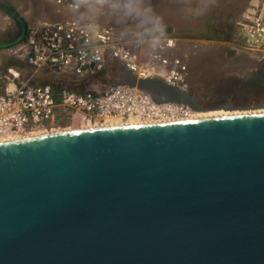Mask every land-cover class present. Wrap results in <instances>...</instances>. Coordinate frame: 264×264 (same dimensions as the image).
<instances>
[{"label": "water", "instance_id": "obj_1", "mask_svg": "<svg viewBox=\"0 0 264 264\" xmlns=\"http://www.w3.org/2000/svg\"><path fill=\"white\" fill-rule=\"evenodd\" d=\"M116 85L206 109L127 68ZM0 264H264V113L1 141Z\"/></svg>", "mask_w": 264, "mask_h": 264}, {"label": "rangeland", "instance_id": "obj_2", "mask_svg": "<svg viewBox=\"0 0 264 264\" xmlns=\"http://www.w3.org/2000/svg\"><path fill=\"white\" fill-rule=\"evenodd\" d=\"M73 2L74 0H64L58 4L54 0H0L1 9L9 4L13 8L18 6L23 14L21 19L24 25L22 34L19 30L14 35L0 34V88L5 83L1 76L7 74L10 67L20 70L21 77L26 76L23 74V61L16 58L10 48L24 38L27 28L42 21L68 19L76 23H91L111 28L123 38L142 63L159 65V60H167L168 63L164 67L168 69L172 60H179L185 66V90L195 93L205 110H213L210 108L220 103L230 105L231 108H220L229 112L264 110V93L253 90L245 93L237 87L243 85L246 79L249 83L248 77L254 75L264 61V0H209L208 10L200 17L190 14L188 0H150L153 9L163 18L166 25V35L153 57H148L143 50L127 41L121 26L111 13L104 10L94 19L84 18L70 10ZM192 2L195 3V0ZM13 37L17 39L12 44L4 45ZM168 40H172L171 45L166 44ZM107 61L110 65L117 64L122 69L126 68L123 62L115 57H109ZM160 67L163 69V66ZM122 69L118 72V78ZM102 72L93 77L78 78L47 69L40 71L36 75L38 77L34 75L33 82L50 84L55 87V92L59 91L57 87L79 91L96 89L103 92L115 81L111 80V72ZM153 79L163 80L159 75ZM251 83L252 80L249 84ZM171 109L174 110L171 115L168 113L147 119L186 117L192 110L186 108L185 112L179 113V105H173ZM90 124L75 118H63L52 129H74Z\"/></svg>", "mask_w": 264, "mask_h": 264}, {"label": "built area", "instance_id": "obj_3", "mask_svg": "<svg viewBox=\"0 0 264 264\" xmlns=\"http://www.w3.org/2000/svg\"><path fill=\"white\" fill-rule=\"evenodd\" d=\"M58 4L64 0H54ZM172 40L167 41L171 45ZM11 53L32 68L33 74L56 70L78 78L101 73L107 58L115 57L138 78H154L185 89V66L172 60L170 67L142 63L136 53L111 28L91 23H76L68 19L42 21L29 26L24 38L13 44ZM0 94V140L52 129L63 118H75L91 124L108 118L127 121L131 118H153L171 115L167 105L155 103L148 94L125 85L109 87L103 92L79 91L32 83L22 78L14 68H8ZM179 113L185 112L186 106ZM169 109V111H168Z\"/></svg>", "mask_w": 264, "mask_h": 264}, {"label": "clouds", "instance_id": "obj_4", "mask_svg": "<svg viewBox=\"0 0 264 264\" xmlns=\"http://www.w3.org/2000/svg\"><path fill=\"white\" fill-rule=\"evenodd\" d=\"M208 3L209 0H195V3L188 0L190 14L195 17L204 15ZM70 10L89 19L98 17L104 10L111 13L127 41L148 57L156 54L166 35L163 18L155 12L150 0H74Z\"/></svg>", "mask_w": 264, "mask_h": 264}, {"label": "bare ground", "instance_id": "obj_5", "mask_svg": "<svg viewBox=\"0 0 264 264\" xmlns=\"http://www.w3.org/2000/svg\"><path fill=\"white\" fill-rule=\"evenodd\" d=\"M168 108L173 107V105H167ZM256 113H264L263 111H248V112H229V111H223L221 109H213V110H190L189 116L186 117H180L179 118H169V119H164V120H149V119H144V118H131L127 121H119L115 120L113 118H108L106 121L102 123H97V124H90V125H82L79 128H74V129H66V130H75V129H84V128H95V127H114V126H126V125H139V124H151V123H159V122H169V121H175V120H186V119H199V118H209V117H217V116H226V115H238V114H256ZM185 116V115H184ZM115 123V124H114ZM84 126V127H83ZM86 126V127H85ZM59 131H65L62 128L59 129H50V130H45V131H37L34 133H30L28 135L24 136H17V137H12L9 139H4L0 140L1 141H6V140H12V139H18V138H23V137H30V136H36V135H42V134H48V133H54V132H59Z\"/></svg>", "mask_w": 264, "mask_h": 264}, {"label": "crops", "instance_id": "obj_6", "mask_svg": "<svg viewBox=\"0 0 264 264\" xmlns=\"http://www.w3.org/2000/svg\"><path fill=\"white\" fill-rule=\"evenodd\" d=\"M22 15H23L22 11L18 8V6L17 7L14 6V8H13V6L11 4H9V5H6V7L4 9L0 8V34L14 35V34L18 33V30L20 31V34H22V32L24 30V25H23V22L21 19ZM14 37L12 39L8 40L9 42L4 43V45L5 44H7V45L12 44L17 39V38L14 39ZM10 68H13V67H10ZM24 69H25V72L23 74L26 75V76H24V78H30V82L34 83L33 80L35 77H38L36 75L39 74V72L33 74L32 68L27 66L26 64H24ZM18 72L21 73L20 70ZM34 75H35V77H34ZM3 88H4V85L2 88H0V94L3 92Z\"/></svg>", "mask_w": 264, "mask_h": 264}, {"label": "flooded vegetation", "instance_id": "obj_7", "mask_svg": "<svg viewBox=\"0 0 264 264\" xmlns=\"http://www.w3.org/2000/svg\"><path fill=\"white\" fill-rule=\"evenodd\" d=\"M112 68L114 70H112ZM121 69H122V67L120 65H117V64H111L110 65V63H108V61H107L106 66H105V69L103 71L104 72L107 71L108 73L111 72V74H113V75H111V80L116 81L118 79V72ZM254 73H255L254 75L248 77L249 78V83H250L251 80H252V83L249 84L248 81H247V79L246 80L244 79L245 80L244 84L237 86L238 89H240L241 91L244 90L245 93H247V92H249L251 90H253L255 92H258V93H261V94L264 93V61L262 62V64H260L259 68ZM90 91L99 92L96 89L90 90ZM190 93L194 96V98H195L196 102L199 104V106L202 107L203 104H202V102H200L195 97V95H194L195 93H193V92H190ZM232 95L234 97H237L234 94H232ZM220 104H224V103H220ZM216 105H218V104H216ZM202 108H204V107H202Z\"/></svg>", "mask_w": 264, "mask_h": 264}, {"label": "trees", "instance_id": "obj_8", "mask_svg": "<svg viewBox=\"0 0 264 264\" xmlns=\"http://www.w3.org/2000/svg\"><path fill=\"white\" fill-rule=\"evenodd\" d=\"M97 76V75H96ZM57 88H60V87H57ZM71 89H74V88H71ZM77 90V89H76Z\"/></svg>", "mask_w": 264, "mask_h": 264}]
</instances>
